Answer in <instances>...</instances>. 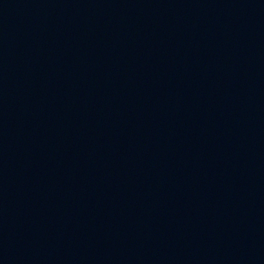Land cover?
<instances>
[{
	"label": "water",
	"instance_id": "obj_1",
	"mask_svg": "<svg viewBox=\"0 0 264 264\" xmlns=\"http://www.w3.org/2000/svg\"><path fill=\"white\" fill-rule=\"evenodd\" d=\"M0 264H264V0H0Z\"/></svg>",
	"mask_w": 264,
	"mask_h": 264
}]
</instances>
